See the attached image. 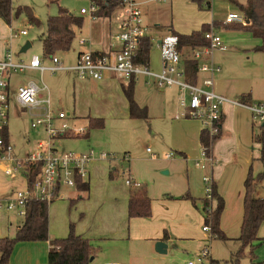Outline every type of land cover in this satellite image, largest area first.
Instances as JSON below:
<instances>
[{
  "label": "rangeland",
  "instance_id": "obj_1",
  "mask_svg": "<svg viewBox=\"0 0 264 264\" xmlns=\"http://www.w3.org/2000/svg\"><path fill=\"white\" fill-rule=\"evenodd\" d=\"M11 2L14 33L27 31V35H18L14 38L11 51L24 61L37 55L41 57L43 66L51 65L52 59L44 57L40 36L45 31L47 18L56 15L60 8L83 18V24L76 29V38L68 52L55 54L65 66L73 63L79 49V39L88 40L91 35L96 36L103 27V22L93 17L89 11L91 0H11ZM147 2L146 10L144 6L141 7L147 11L146 22L151 25L148 31L151 36L148 66L156 73L161 70L157 40L168 35L166 26H171L179 34L187 35L199 30L212 19L224 20L229 13L244 15L247 7V0H211L209 8L200 6L196 0ZM81 9L87 10L88 13L80 15ZM25 10H30L38 18L39 25L28 21ZM214 25H221L217 31L228 50L213 52L212 59L214 56V60L223 70L231 69L235 83L238 82L237 75L242 79L238 70L240 66L253 63L264 66V52L255 51L262 44L260 37L240 26L233 28V25L225 27L220 23ZM111 26L114 35L113 21ZM26 42H30L31 47L25 52H20ZM186 54L189 55V51ZM17 74L22 76L18 71L13 72L11 76L13 81L14 75ZM33 79L38 88L43 84L48 86L52 110L69 114L65 120L69 127L78 130L82 126L88 134V137L56 139L54 145L58 151L85 152L90 149L95 151V158L88 167L89 197L84 196L77 200V188H64L61 193L64 198L49 203L51 238L66 237L71 226L75 233L90 231L93 219L102 215L105 207L107 209L112 202L124 200V195L129 196V191L133 187L127 185L126 180L131 173L135 182L146 188L151 199V217L138 221L139 224H146L145 227L152 232L161 227L162 233L165 231L168 238L172 234L176 239H171L168 250L160 253L153 247L150 248L148 242L129 236L109 241L101 237L91 238L97 254L89 264H104L106 262L104 260L110 262L117 260L125 264H187L190 261L201 264L197 261V256L204 247L209 249L211 259L205 258L203 264L253 263L256 249L264 244L263 242L253 243L251 249L245 248L243 255L235 262L233 255L240 244L236 246V241H223L212 237L210 231H203L204 219L198 217V209L196 208L195 213L191 215L187 208H184L188 204L195 208L194 204L199 206V203L206 199L203 181L205 176L216 181L218 186L219 180L225 193L233 194L236 185L240 187L241 178L237 175L243 150L237 143L225 142L219 149L220 157L217 155V159L214 158L211 164L201 153L200 121L189 117H176L180 114L181 108L172 110V107H169L171 98L168 92L162 89L150 90L141 80L135 82L134 99L140 107L145 106L148 109V121L127 117V99L120 87V83L125 85L129 83L126 79H115L112 84L99 88L95 84L86 85L77 81L65 69L54 72L46 70L42 79L39 73ZM12 92L14 94V90ZM13 94L10 99L7 131L13 146V154L22 157L36 141L43 140L44 136L41 128L30 127V119L19 109ZM40 95H45V92L40 91ZM174 95L172 101L178 96L177 92ZM86 116L102 118L103 127H88ZM250 119L253 129L257 130L261 122H255L251 116ZM168 153L173 154L172 159L165 157ZM99 154H105V158H101ZM256 155L257 151H254V159L246 168L248 171L251 167L253 175L263 170V165ZM216 163L219 168H214L213 173L212 169ZM21 186L20 177L11 178L0 169V194ZM71 199L77 201L71 204ZM126 202L128 207V198ZM211 202L210 208L214 209L217 203L215 196ZM23 220V216L0 208V237L13 236L16 225L21 224ZM125 224L130 230L127 216ZM103 228V224L95 226L98 231Z\"/></svg>",
  "mask_w": 264,
  "mask_h": 264
},
{
  "label": "built area",
  "instance_id": "obj_2",
  "mask_svg": "<svg viewBox=\"0 0 264 264\" xmlns=\"http://www.w3.org/2000/svg\"><path fill=\"white\" fill-rule=\"evenodd\" d=\"M119 23L116 39L118 47L107 52L85 51L79 53L72 69L76 77L81 79H102L107 73L113 74L117 79L136 81L140 75L151 74L147 63L137 61L140 41L149 37V26L144 20V12L138 0H120ZM161 1V0H153ZM210 6L211 0H202V5ZM90 13L97 11V5L92 3ZM80 13H88L81 9ZM247 16L239 14H227L223 24L247 25ZM219 26L210 24L204 33L207 44L189 49V55L178 49V37L169 33L158 41L157 46L161 56V70L154 74L158 88L177 86L178 103L181 108L176 117H189L200 121L201 126L212 138L219 132V124L223 116V105L227 98L214 89V75L220 71V67L212 59L213 52L226 50L225 45L217 31ZM26 30L15 32L13 37L26 35ZM197 61V72L204 74L199 81H191L184 68V59ZM52 65L44 67L40 56L33 55L29 62L15 60L11 50H7L4 58L0 60V169L4 174L16 179L20 177L22 186L12 189L10 194L0 198V208L12 211L18 216L25 217L26 206L31 200H40L46 203L61 198L64 188H77L79 182H86L89 177L88 167L95 158V151L90 149L85 152L65 151L59 152L54 145L55 140L67 135H81L83 128L72 129L66 123L69 114L54 112L47 95L39 99V88L34 83H26L17 87L15 98L20 110H23L30 119L32 129H42L43 140L36 141L33 147L25 154L18 157L13 154V146L7 131L9 117V82L12 73L22 71L28 67L42 73L47 69L56 71L63 69L58 58L54 56ZM46 88V86H44ZM14 95V94H13ZM251 117L255 122H264V105L254 103L247 105ZM74 128V127H73ZM202 155L212 164V155L207 156L204 148ZM105 158V154H99ZM172 158L173 154H166ZM202 168H205L202 166ZM206 190V200L209 202L208 210L212 208V179L203 178ZM126 184H140L127 178ZM203 231L211 232L210 226L204 224ZM211 254L207 247L202 248L197 261L203 264L205 258ZM104 264H121L118 262H105ZM187 264H194L193 261Z\"/></svg>",
  "mask_w": 264,
  "mask_h": 264
},
{
  "label": "crops",
  "instance_id": "obj_3",
  "mask_svg": "<svg viewBox=\"0 0 264 264\" xmlns=\"http://www.w3.org/2000/svg\"><path fill=\"white\" fill-rule=\"evenodd\" d=\"M138 1L140 2L142 7L144 6L146 10V7H147L146 5L148 4L147 1H150V0H138ZM164 1L165 0L155 1V2H164ZM98 9H99V6L97 5V11L93 13L92 16L98 18L99 21L103 22V27L101 28L99 33L96 36L91 35L88 40L84 38L79 39V49L76 52V56H75L73 63L70 64L69 66H65L63 62H61L59 59L58 60L62 64L63 70L65 69L66 72L69 71V73H71L73 75V78L76 79L77 81L84 83L86 85L95 84L99 88H103L106 85L112 84L113 80L117 78H115L113 74L107 73L100 80H95L92 78L81 79V78L76 77L75 72L72 69L73 65L76 62L77 56L81 52H85V51L107 52V51H110L111 49L118 47L116 34L118 31V23H119V8L118 7L115 8L114 11H111V13L108 16H106L105 14H102L100 17L94 15V14H97ZM143 12H144V20L146 22L147 11L143 10ZM86 14L87 13H84V14L80 13V15H86ZM33 16L37 18L34 14ZM112 21L115 23L114 35L111 32ZM213 21H223V20L212 19L210 22L206 24L210 26V24ZM38 22L40 23L39 20ZM146 24L149 26V30H150L151 25L147 22ZM219 27H221V25H219ZM77 28H80V27H77ZM77 28L76 27L74 28V31H75L74 39L76 38ZM166 30L168 34L171 33L172 31L175 32L171 28V26H166ZM13 34H14V31L12 27V19L10 20V23H6L3 19L0 18V60L4 58L7 50H11L13 40L14 38H16V37H13ZM148 35L151 39V36L149 33ZM159 40L161 39H158L157 43ZM30 47H31V43H30ZM227 50L228 48H226V50L224 51H220V50H217V51L225 52ZM183 51L187 53L189 49L185 48ZM67 52L68 51L62 52V53L65 54ZM14 59L19 60L21 58L14 55ZM213 61L214 63H216V61L214 60V56H213ZM28 62L29 60L25 61V63H28ZM51 65H52V62H51ZM51 65L44 66V67H50ZM217 65L220 67V71L214 75V89L219 94H222L223 96H225L227 98V101L223 105V121H222V126H221L220 137L214 142L212 150H211V155L213 159L214 158L217 159V155L219 158L220 157V153H219L220 147L225 142H228V141H234L235 143L239 145V148H241L243 151H242V158H241L240 167L238 169V175H237L239 178H241V183H240V187H238V184L236 185L233 194L223 192V189H221V184L219 180H218L219 186L217 185L216 181H214L213 179L212 181L214 183L216 182L215 185H216L217 193L224 200V208H223V211L220 217V229L227 236L228 239L226 241H229V240L236 241L237 243L236 246H238L240 244L238 237L240 234V225H241L242 216H243L244 180L248 172L246 168H247V165L250 164L251 160L254 159V156H253L254 151H257L256 157L257 159H259L260 145L252 141V133L254 129H253V125H251L252 124L251 119H250L251 112L247 105L238 103L237 99L243 95L244 98L250 102L249 104L261 103L264 105V66H260L259 64H254V63L250 65L240 66L238 70H239V74L242 75V79H240L239 75H237L238 82L235 83V80L231 74V69L223 70V68L219 64ZM235 69H236V65H235ZM19 73H21L22 76L17 74V75H14V81L12 80V78L10 79V82H9V98L10 99L13 94L12 91L14 90V96H15V91L17 87L20 85H23L26 83H34L38 87L33 77L38 75V73L40 74L39 70L30 69L26 67L22 71H19ZM150 73L151 74L149 75L147 74L140 75L136 81L141 80L142 84L146 85L150 90L155 91V89H160L157 87L155 83L154 74L156 72L150 69ZM42 75H41V79H42ZM202 77H204V74L202 73H199L198 75L196 74V78L194 81H199ZM121 85L122 83H120V87ZM44 86L46 85L43 84V86L39 88V92H38L39 99H44L47 95H49L48 86H46V88H44ZM171 88H173V90H171ZM121 90H122V87H121ZM162 90L167 91L169 98H171L169 99L171 100V102H169V107H172V110L174 109L178 110V108H180L178 104V96L175 97V101H172L173 95L176 92H177V95L179 93L178 87L168 86V87L163 88ZM40 91L45 92V95L43 96L40 95ZM127 117H129L128 102H127ZM90 118L91 117L86 116V119L89 120ZM79 128L84 129V127L82 126H80ZM85 137H88V134ZM237 154H235V157L237 156ZM165 157H166V154H165ZM214 168L216 169L219 168V165L217 166V163H216L213 166V169H212L213 173H214ZM128 178L135 181L134 178L131 176V173H129ZM11 190H5L4 192H2L0 194V198H4L8 196ZM89 193H90V185H89V190L87 192L78 191V196H81L82 198L85 196L88 198ZM254 194L256 197L264 198V179L261 183L257 185ZM128 197L129 196L126 197L124 195V200L120 202H112L113 204L109 205L107 209L105 207L102 215L97 216L95 219H93L92 227L90 228V231H85L80 234L79 233L77 234L89 240H91V238L101 237L105 241H109L113 239H125L127 236H129L130 238L142 239L148 242L149 247L150 248L153 247V249H155V244L157 241H163L166 244V251H167L169 248V245H168L169 241L173 238L174 239L176 238L173 237V235L171 234L167 240H163L164 232L162 233L161 227H158L157 229H155L154 232H152L151 230L145 227L146 224H139L138 221H143L144 219H148L151 217V215L149 217L129 218L127 215V202H126V199ZM63 198H64V195L58 199H63ZM77 200H75L74 203ZM200 205H201V208H200ZM150 206H151V199H150ZM194 206L195 208L192 206L190 207V205L188 204V206H185L184 208H187V212L191 215L195 213L194 211H196L195 209L197 208L198 209L197 212H199L198 217H201L204 219V215L202 211L203 202H200L199 206L195 204ZM229 210L231 212L230 220L228 219ZM126 216L128 219L130 230L126 227V224H125ZM104 221L106 223H103ZM98 224H103L104 228L99 231L96 230L95 226ZM19 225L21 224L16 225L15 231ZM48 234L50 237V209H49V206H48ZM257 235L259 239L264 238V222H262V224L260 225ZM255 242H260V241L256 240L253 243ZM48 249H49L48 241L17 242L10 255V264H48ZM96 254H97V250L94 249L90 260H92L96 256ZM255 254H256V257L252 264H264V244H262L261 246L259 245L257 247ZM210 259H211V256H210ZM101 260L103 261L104 259H101ZM105 261L110 262V261L104 260V262ZM114 262L125 264L117 260H115Z\"/></svg>",
  "mask_w": 264,
  "mask_h": 264
},
{
  "label": "trees",
  "instance_id": "obj_4",
  "mask_svg": "<svg viewBox=\"0 0 264 264\" xmlns=\"http://www.w3.org/2000/svg\"><path fill=\"white\" fill-rule=\"evenodd\" d=\"M200 6L202 0H196ZM99 6L95 16L105 14L108 16L111 11L120 6V0H92ZM207 7L210 6L207 4ZM28 21L32 24L39 25L37 18L33 16L30 10H25ZM245 14L249 18V24H229L233 28L242 27L251 31L254 35L262 40V44L257 47L256 51L264 52V0H247V7ZM12 16V2L11 0H0V18L6 23H10ZM213 24H223L222 21H213ZM83 18L75 16L67 10L60 8L58 13L49 16L46 21L45 31L40 36V41L43 48L44 57L53 58L57 52H66L70 49L75 37L74 28L81 27ZM223 24V26H229ZM209 29L208 24H203L197 31L184 35L173 32L178 37V49L195 48L207 44L204 38V33ZM151 46L150 37H144L140 41L138 58L139 63L148 62V54ZM184 68L188 78L194 82L197 72V61L184 59ZM134 85L133 80L129 81L127 85L122 84V91L128 102L129 117L131 119L149 120L148 109L140 107L134 99ZM240 104L248 105L250 102L240 96L237 99ZM223 116L219 124V132L212 138L205 129H201L199 133V143L205 150L207 156L211 155V150L214 142L220 137ZM104 122L101 118H90L88 120V127H103ZM87 132L79 135H67L64 137H78L86 136ZM252 141L260 145L259 160L263 164V170L257 175H253L250 167L244 180V197H243V216L240 225V241L239 249L234 253V261L237 262L243 255V251L247 247H252L253 242L259 240L264 242V238H258V229L262 222H264V198L256 197L254 192L259 183L264 179V122H262L257 130L252 133ZM127 215L129 218L133 217H149L151 214L150 198L144 186H135L130 184ZM77 189L79 192H87L89 190L88 182H79ZM212 194L216 197L217 203L214 209L208 210L209 202L203 200V215L204 224L209 225L212 237L220 240H227V236L220 229V217L224 208V200L218 195L216 185L212 182ZM78 196L77 199H81ZM186 198H190L186 196ZM75 199H71L73 204ZM48 206L49 204L40 200H31L26 206V215L23 222L19 225L13 236L0 237V264H10V255L17 242L22 241H48V264H89L93 253V245L91 240L84 238L75 233L71 226L69 233L64 238H50L48 234ZM168 235L164 231L163 240H167ZM251 259L253 258L252 251L250 252Z\"/></svg>",
  "mask_w": 264,
  "mask_h": 264
},
{
  "label": "water",
  "instance_id": "obj_5",
  "mask_svg": "<svg viewBox=\"0 0 264 264\" xmlns=\"http://www.w3.org/2000/svg\"><path fill=\"white\" fill-rule=\"evenodd\" d=\"M249 22V18L247 19ZM30 47V43L26 42L25 45L21 48L20 52H25ZM155 250L160 253L166 252V244L163 241H157L155 244Z\"/></svg>",
  "mask_w": 264,
  "mask_h": 264
}]
</instances>
